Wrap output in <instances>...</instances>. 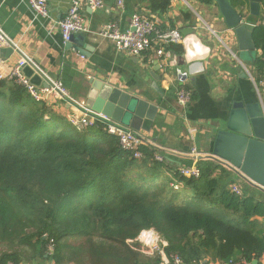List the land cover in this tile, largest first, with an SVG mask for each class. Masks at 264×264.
<instances>
[{
    "label": "trees",
    "instance_id": "obj_1",
    "mask_svg": "<svg viewBox=\"0 0 264 264\" xmlns=\"http://www.w3.org/2000/svg\"><path fill=\"white\" fill-rule=\"evenodd\" d=\"M253 38L259 84L263 24ZM140 151L141 161L101 127L78 131L24 86L0 80V244L11 245L0 264L44 263L50 241L56 264H162L160 251L145 256L135 240L150 228L167 241L160 249L170 264L174 256L183 264L261 258L264 200L232 193L233 180L216 176L227 170L212 158L198 161L199 178H186L167 155L158 162L150 146ZM135 169L147 176L133 177ZM165 173L190 199L175 200Z\"/></svg>",
    "mask_w": 264,
    "mask_h": 264
},
{
    "label": "crops",
    "instance_id": "obj_2",
    "mask_svg": "<svg viewBox=\"0 0 264 264\" xmlns=\"http://www.w3.org/2000/svg\"><path fill=\"white\" fill-rule=\"evenodd\" d=\"M71 2L49 0L50 17L43 18L33 12L29 0H0V24L10 46L14 47L8 59H0V68L5 74L23 58L30 63L23 69L30 82L39 85L40 79L35 73L49 84L58 82L78 103L87 102L92 81L100 80L156 105L158 114L151 131L141 133L153 143L150 147L154 155L158 152L167 155L170 164L178 166L177 170L183 166H197L201 159L211 157L220 125L226 123L234 103L260 102L264 109V90L259 96L254 85L259 72L256 59L262 56V51L257 49L255 58L241 55L233 31L226 26L216 4H209V0H125L123 8H119L115 0H103V7L97 10L83 6L88 31L79 35L83 37L80 48L85 56L67 48L58 27ZM231 3L244 14L247 22L255 26L264 23V0L259 17L250 14L249 0H231ZM136 13L156 22L165 32L194 30L188 39L195 38L207 52L189 61L186 48L180 45L166 63L153 50L141 57L118 51L101 32L109 25L127 30ZM188 47H192L189 40ZM181 57H184V66L180 65ZM194 64L199 67L191 72ZM182 88L195 95L186 109L177 101V93ZM46 104L67 121L69 115L76 112L75 107L54 96H50ZM193 151L199 155L196 157ZM221 163L227 173L222 175L218 171L216 176L222 180L230 177L234 182L230 187L241 185L239 179L255 192L252 196L264 200L262 189ZM165 174L173 177L171 173ZM143 246L152 256L154 251ZM160 253L162 264H170L165 253ZM208 262L206 259L203 264Z\"/></svg>",
    "mask_w": 264,
    "mask_h": 264
},
{
    "label": "built area",
    "instance_id": "obj_3",
    "mask_svg": "<svg viewBox=\"0 0 264 264\" xmlns=\"http://www.w3.org/2000/svg\"><path fill=\"white\" fill-rule=\"evenodd\" d=\"M115 2L119 8L124 7L125 0H115ZM29 5L36 15L43 18L50 17L49 0H29ZM83 6H89L91 9L97 10L103 7V0H72L66 15L58 23L63 42L66 45L73 35L83 34L88 31L85 18L82 14ZM262 24L264 25L263 22ZM173 33H177L178 35H173ZM101 36L110 40L120 52L133 57H141L153 50L156 56L166 63L169 61L170 56L166 48L174 44L186 48V44L188 47L189 40L188 37H185L179 30L162 31L156 22L138 13L132 16L127 30H122L117 25H109L106 30L101 32ZM10 45L11 43L3 32L0 24V48ZM29 64V60L22 58L8 74H5L0 68V80H10L24 86L37 102L46 103L50 100V96H54L64 104L75 107L76 112L69 115L68 121L78 131L83 132L88 128L101 127L103 131L110 136L118 138L119 146L122 150L131 153L137 160H143L145 158L144 154L140 151V147L144 144L153 146V143L145 134L116 123L102 114L93 112L86 106V102H76L74 98L70 96L68 90L58 82L50 84L49 87H37L33 85L23 72V68ZM254 85L258 95L261 96V92L264 90V75L261 82L257 84L255 81ZM177 101L183 109L188 108L192 103L191 91L185 88L180 89L177 93ZM193 153L196 157L199 155L195 151H193ZM165 157L166 156L163 155L162 152H158L154 155L155 160L158 162L166 160ZM178 172L181 176L186 178H199L201 176L200 170L196 165L192 167H179ZM230 189L232 193L237 196H243V192L239 186L232 185ZM145 235L150 236L154 244V246L147 247L154 252L161 251L159 247V245L162 244L160 238L148 231H145ZM54 251V242L50 241L47 246V257L49 258L47 264H56L52 258ZM172 260L173 264H183L178 256H174ZM231 264L255 263L242 260ZM256 264H264V253L261 258L257 260Z\"/></svg>",
    "mask_w": 264,
    "mask_h": 264
},
{
    "label": "water",
    "instance_id": "obj_4",
    "mask_svg": "<svg viewBox=\"0 0 264 264\" xmlns=\"http://www.w3.org/2000/svg\"><path fill=\"white\" fill-rule=\"evenodd\" d=\"M249 1L250 14L259 17L263 0ZM209 4H216L218 7L226 26L233 31L241 55L247 54L255 58L257 47L253 36L256 26L247 22L244 14L232 5L231 0H209ZM193 31L187 29L182 34L187 37L193 35ZM82 41L81 35H73L67 43V48L75 49L85 56V52L80 48ZM13 52V46L8 49L0 48V59H8ZM170 55H174V52L171 51ZM185 64L184 57H181L180 65ZM198 67L199 64H194L191 72ZM35 74L40 82L36 85V82L31 81L33 85L50 86L45 78ZM155 80L159 81V78L155 76ZM86 106L93 112L137 132H150L158 114L156 105L100 80L92 81ZM210 158L223 162L245 180L264 191V109L260 102L247 105L241 102L233 104L226 123L220 125ZM254 263L256 264L257 260Z\"/></svg>",
    "mask_w": 264,
    "mask_h": 264
},
{
    "label": "rangeland",
    "instance_id": "obj_5",
    "mask_svg": "<svg viewBox=\"0 0 264 264\" xmlns=\"http://www.w3.org/2000/svg\"><path fill=\"white\" fill-rule=\"evenodd\" d=\"M258 94V93H257ZM139 175H141V176H144V177H146L147 176V174L145 175V173H144V171L143 170H137V169H135L134 170V173H133V177H139ZM167 180L168 181H173V184L172 183H169V189H166L167 191H169L170 189H171V191H172V193H174V194H176V193H178L179 192V195L178 196H176V197H174L175 198V200H179V201H186V200H188V199H190V197L188 196V194H186V193H184L183 192V189H182V187H181V185L179 184V182H177V181H175V179L173 180V178H172V176L171 177H167ZM237 181L239 182V183H241V185H239V187L241 188V190H242V192H243V194L245 193V191L247 192V194H249V195H255V192L252 190V189H250L249 187H247L246 186V184H244L241 180H239V179H237ZM178 183V184H175V183ZM154 187H151V189H153ZM181 190V191H180ZM261 194V193H260ZM160 237V236H159ZM140 244V248H139V251L143 254V255H145V256H148V257H151L149 254H150V252L147 250V248H145L144 246H143V244L142 243H139ZM159 247H160V245H159ZM14 248H16L17 250H21V248L20 247H14ZM9 251H11V245L10 246H8L7 244H0V254H2L3 252H9ZM26 252V251H25ZM154 254V253H153ZM27 255H29V253H27ZM47 256V255H46ZM26 262V261H25ZM33 263H35V262H33ZM45 264L46 263H48V261H45L44 262ZM22 264H28V263H22ZM35 264H37V263H35ZM42 264V263H41Z\"/></svg>",
    "mask_w": 264,
    "mask_h": 264
},
{
    "label": "clouds",
    "instance_id": "obj_6",
    "mask_svg": "<svg viewBox=\"0 0 264 264\" xmlns=\"http://www.w3.org/2000/svg\"><path fill=\"white\" fill-rule=\"evenodd\" d=\"M173 35H178V34L173 33ZM189 41L192 42V47H187V44H186V57L189 61H191L192 59L198 56H202L204 53L207 52V48L202 46L198 41L195 40V38L189 37ZM177 71H181V70L177 69ZM146 231L152 232L154 236H157V237L160 236V234L155 230V228H150V229H147ZM135 240L139 241L145 246H154L152 241L146 238L145 230H142L139 234H137V236L135 237ZM160 240L164 246H167L166 240H164L162 237H160Z\"/></svg>",
    "mask_w": 264,
    "mask_h": 264
},
{
    "label": "bare ground",
    "instance_id": "obj_7",
    "mask_svg": "<svg viewBox=\"0 0 264 264\" xmlns=\"http://www.w3.org/2000/svg\"><path fill=\"white\" fill-rule=\"evenodd\" d=\"M146 238H148L150 241H152V239H150V236H146Z\"/></svg>",
    "mask_w": 264,
    "mask_h": 264
},
{
    "label": "flooded vegetation",
    "instance_id": "obj_8",
    "mask_svg": "<svg viewBox=\"0 0 264 264\" xmlns=\"http://www.w3.org/2000/svg\"><path fill=\"white\" fill-rule=\"evenodd\" d=\"M192 93V92H191Z\"/></svg>",
    "mask_w": 264,
    "mask_h": 264
}]
</instances>
